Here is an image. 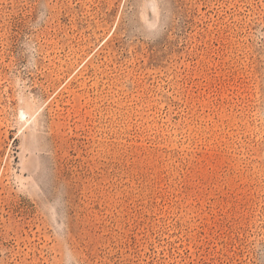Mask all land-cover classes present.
Returning <instances> with one entry per match:
<instances>
[{
	"label": "rangeland",
	"instance_id": "obj_1",
	"mask_svg": "<svg viewBox=\"0 0 264 264\" xmlns=\"http://www.w3.org/2000/svg\"><path fill=\"white\" fill-rule=\"evenodd\" d=\"M0 264H264V0H0Z\"/></svg>",
	"mask_w": 264,
	"mask_h": 264
}]
</instances>
